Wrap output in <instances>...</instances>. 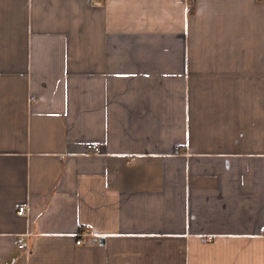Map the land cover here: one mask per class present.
Listing matches in <instances>:
<instances>
[{"label":"crops","instance_id":"obj_1","mask_svg":"<svg viewBox=\"0 0 264 264\" xmlns=\"http://www.w3.org/2000/svg\"><path fill=\"white\" fill-rule=\"evenodd\" d=\"M261 228L264 0H0V264H264Z\"/></svg>","mask_w":264,"mask_h":264},{"label":"built area","instance_id":"obj_2","mask_svg":"<svg viewBox=\"0 0 264 264\" xmlns=\"http://www.w3.org/2000/svg\"><path fill=\"white\" fill-rule=\"evenodd\" d=\"M31 99L34 100V97L31 96ZM87 151L89 153H100V145L98 142H88L86 144ZM15 211L19 215H28L29 214V206L27 202H18L15 206ZM261 232H264V228L260 229ZM30 233L26 232L17 236L15 244L16 247L23 251L25 255H28L30 252V241H29ZM98 237L93 236L87 233L84 230H81L75 234V242L77 244H84V243H95L98 242Z\"/></svg>","mask_w":264,"mask_h":264}]
</instances>
